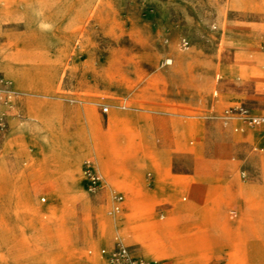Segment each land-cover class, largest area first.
<instances>
[{
  "label": "rangeland",
  "instance_id": "rangeland-1",
  "mask_svg": "<svg viewBox=\"0 0 264 264\" xmlns=\"http://www.w3.org/2000/svg\"><path fill=\"white\" fill-rule=\"evenodd\" d=\"M262 26L264 0H0V264H264Z\"/></svg>",
  "mask_w": 264,
  "mask_h": 264
},
{
  "label": "built area",
  "instance_id": "built-area-1",
  "mask_svg": "<svg viewBox=\"0 0 264 264\" xmlns=\"http://www.w3.org/2000/svg\"><path fill=\"white\" fill-rule=\"evenodd\" d=\"M155 9L154 7L151 8L149 13L154 14ZM167 41V39L165 40ZM187 43V42H186ZM184 46V44H183ZM261 50L264 54V42L261 44ZM169 52H164L161 59H160V67L162 70L167 71L169 68L172 67L175 57L174 54ZM4 99L2 94L0 93V136L3 134L4 130L6 129V119H5V111L3 108ZM238 111L240 114L245 118L247 121L254 125H262L264 126V115L261 114H253L250 113L249 109L244 107H239ZM230 110H226V113H229ZM227 117L229 116L226 115ZM86 174L90 180V190L95 191L101 187L102 177L101 175L94 169L91 165L90 161L86 162ZM117 199L121 201L123 199V195L119 194ZM120 209V205L115 206V210ZM101 253L105 259L104 264H160L159 259L150 258L143 255H137L130 246L122 243L121 241H117L114 247L111 249L102 248Z\"/></svg>",
  "mask_w": 264,
  "mask_h": 264
},
{
  "label": "bare ground",
  "instance_id": "bare-ground-1",
  "mask_svg": "<svg viewBox=\"0 0 264 264\" xmlns=\"http://www.w3.org/2000/svg\"><path fill=\"white\" fill-rule=\"evenodd\" d=\"M264 54H263V56H262V63H261V67H262V69H263V66L262 65H264ZM260 69V68H259ZM261 71V70H260ZM12 98V97H11ZM10 98V99H11ZM91 102V101H90ZM5 108L7 109V116L9 115L8 113V111L9 110H12L13 108H14V106H13V104L11 103V100L10 101H8L7 102V105L5 106ZM37 111L35 110V109H33L32 108V115L35 117V118H39L40 116H39V114L38 113H36ZM112 116V115H111ZM118 119H122V117H117L116 116V120H118ZM191 150V149H190ZM107 167H109V166H106L105 168H104V170H105V172H107ZM108 173V172H107ZM118 176H120L121 177V179H122V181L123 182H125V183H127V184H129L130 186H132V188H131V190H132V194L133 195H135V196H137V195H141L140 194V192H138V190L135 188V185L138 183V181L139 180H141V178H142V176L139 178L138 177V175L137 174H135V173H132V172H129V171H119L118 172ZM159 176H160V178H161V180H164L166 177L167 178H169L170 176L169 175H161V174H159ZM171 178V177H170ZM141 196H143V195H141ZM161 198V197H160ZM164 199V198H163ZM126 205L127 206H129L130 208L131 207H135L136 206V201H135V199H133L131 202H128V203H126ZM124 209V208H123ZM134 211V210H133ZM136 212L134 211V212H131L130 214H128L127 215V218H126V220H129V219H133L134 218V216L136 215L135 214ZM119 223H121V222H119ZM154 258H157V257H154Z\"/></svg>",
  "mask_w": 264,
  "mask_h": 264
},
{
  "label": "crops",
  "instance_id": "crops-1",
  "mask_svg": "<svg viewBox=\"0 0 264 264\" xmlns=\"http://www.w3.org/2000/svg\"><path fill=\"white\" fill-rule=\"evenodd\" d=\"M264 30V27L262 26V27H260V30ZM263 56V53L262 52H258V53H256V55L254 56V58H255V60H256V62H257V64H258V62H259V59L261 58ZM264 61V60H263ZM264 63V62H263ZM263 66V68H264V65H262ZM260 75H262L263 77H264V72L263 71H260ZM117 162V161H116ZM118 163V162H117ZM119 164V163H118ZM130 169H138V170H141V171H143L142 169H139V167L137 168V167H131ZM150 257V256H149ZM150 258H154V257H150ZM154 259H158V258H154Z\"/></svg>",
  "mask_w": 264,
  "mask_h": 264
}]
</instances>
